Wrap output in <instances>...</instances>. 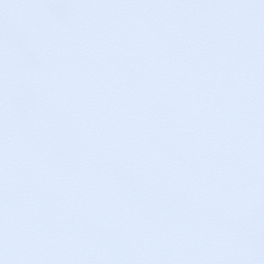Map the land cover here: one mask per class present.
<instances>
[{"label": "snow or ice", "instance_id": "1", "mask_svg": "<svg viewBox=\"0 0 264 264\" xmlns=\"http://www.w3.org/2000/svg\"><path fill=\"white\" fill-rule=\"evenodd\" d=\"M0 264H264V0H0Z\"/></svg>", "mask_w": 264, "mask_h": 264}]
</instances>
